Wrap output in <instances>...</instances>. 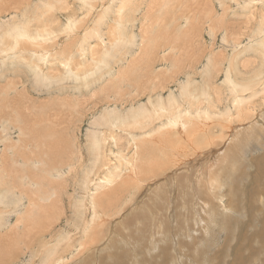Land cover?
Instances as JSON below:
<instances>
[{
  "label": "rangeland",
  "instance_id": "rangeland-1",
  "mask_svg": "<svg viewBox=\"0 0 264 264\" xmlns=\"http://www.w3.org/2000/svg\"><path fill=\"white\" fill-rule=\"evenodd\" d=\"M157 1L165 3L0 0V38H5L9 24L38 17L41 22L32 20L31 26L40 24L44 35L41 48L23 44L0 53V163L7 162L3 165L10 168L12 178L4 182L9 198L4 213L10 220L1 233L10 240L0 252V264H38L59 243L50 264H264V76L259 73L264 72V0ZM121 7L125 10L119 29ZM153 15L167 23L158 21L157 31L153 29L155 46L146 52L141 36L151 18L155 20ZM101 17L106 19L99 22ZM69 24L76 30L73 35L65 29ZM117 29L125 40L123 47L115 44V50ZM48 30L51 35H45ZM81 43L86 53L79 50ZM105 49L113 52L112 58L101 68L96 64L102 57L94 53ZM142 56L148 59L138 64ZM214 57L217 61L209 62ZM129 61L138 64L137 72L119 83V67L130 71ZM229 66L233 79L249 85L234 94L224 80ZM208 67L211 74H206ZM34 68L47 78L50 74L52 84L41 83ZM238 94L242 99L236 98ZM169 98L180 106L176 113L187 118L190 127L197 126L191 143L185 136L175 139L181 146L173 147L166 134L168 142L146 148L151 146L145 142L149 130L162 129L168 122L158 121L156 115L147 129L141 128L148 125L142 124L145 118L135 128L114 131L115 127L95 126L106 114H128ZM208 116L211 126L205 131ZM95 130L106 144L98 153L89 141ZM72 150L80 153L77 163L78 159L69 161ZM30 151L32 160L27 159ZM137 151L143 161H153L128 167L126 160L135 158ZM8 153L14 154L15 166ZM99 153L103 162L106 154L112 164L105 163L102 176L92 177L86 188V173ZM101 181L98 193L96 183ZM44 190L53 203L41 210L37 207L43 202H36ZM17 211L30 215L23 219L21 215L17 224ZM34 212L43 219L39 232L29 220Z\"/></svg>",
  "mask_w": 264,
  "mask_h": 264
},
{
  "label": "bare ground",
  "instance_id": "bare-ground-1",
  "mask_svg": "<svg viewBox=\"0 0 264 264\" xmlns=\"http://www.w3.org/2000/svg\"><path fill=\"white\" fill-rule=\"evenodd\" d=\"M62 1V0H61ZM121 1V0H120ZM52 2V1H51ZM90 2V1H89ZM55 3V2H54ZM65 3H67V2H65ZM64 3V4H65ZM118 3V2H117ZM156 3H165V1H161V2H159V1H157V0H150V2H149V4H150V6H153V5H155ZM50 4V3H49ZM61 4V3H60ZM113 4V3H112ZM116 4V3H115ZM50 5H53V4H50ZM55 6H56V4H54ZM63 5V4H62ZM86 5H90L89 3H86ZM118 5V4H117ZM161 5V4H160ZM66 6V5H65ZM134 6V5H133ZM162 6V5H161ZM48 7H51V6H48ZM54 7V6H53ZM117 7V6H116ZM55 8V7H54ZM53 8V9H54ZM68 8V7H67ZM50 8H48V9H46L47 10V12H49L50 10H49ZM111 9V8H110ZM123 9L125 10V8H123V7H121V8H119L118 9V11H117V13H118V17H119V20H117L116 22H117V26L119 25V29H120V27H121V22H122V15L124 14L123 12ZM130 9V8H129ZM153 9V8H152ZM57 11V10H56ZM89 11V10H88ZM130 11V10H129ZM194 11V10H193ZM46 12V11H45ZM52 12H55V11H52ZM92 12V11H91ZM103 13V12H102ZM115 13V12H114ZM141 13V12H140ZM203 13V12H202ZM99 14V13H98ZM127 14V13H126ZM145 14V13H144ZM146 14H148V13H146ZM150 15H151V13H149ZM205 14V13H204ZM41 16V15H40ZM47 16H49V15H47ZM47 16H45V17H47ZM203 16V15H202ZM222 16V15H221ZM36 17V16H35ZM56 17V16H55ZM103 17V16H102ZM101 17V20H99V22L100 21H103L104 19H106V17H104V18H102ZM145 17V16H144ZM174 17V16H173ZM39 19H40V21L38 22V23H40L41 22V18L40 17H38ZM37 18V19H38ZM153 18H155V20L154 19H152L151 18V20H152V22H151V20H150V23L148 24H146V26H145V28H144V30L142 31V42H144L145 43V49H144V51H148L150 48H153L154 46H155V40H156V38H154V36H155V31H157L156 30V28H155V26H157V23H159L160 24V22H163L164 20H163V18L162 19H160L161 17H157V19H156V17H154V15H153ZM187 18V17H186ZM185 18V19H186ZM264 18V17H263ZM36 18H33V19H30L31 21H28V22H26V24H24L23 22H15V23H12V24H9L7 27H6V33L5 34H3L4 35V37L5 38H0V53H6L7 51H8V49L10 50V48H11V46H18V45H23V44H25V45H29V46H31V47H33V48H39L40 47V43H39V39H41L42 40V37H44V35H42V33H40L39 32V28H38V26H40V24L38 25L37 24V22H35L34 21V23H36V25H38V26H31V23H32V20H37ZM42 19H43V17H42ZM46 19V18H45ZM130 19V18H129ZM145 19V18H144ZM150 19V18H149ZM160 19V20H159ZM171 19H173V18H171ZM206 19V18H205ZM44 20V19H43ZM52 20H53V15H52ZM111 20V19H110ZM125 20V19H124ZM163 20V21H162ZM187 20V22L186 21H184V22H186V24L187 23H189L188 22V19H186ZM46 21H47V19H46ZM55 21H56V19H55ZM127 22H128V20H126ZM125 21V22H126ZM131 21H134V20H131ZM131 21H129V22H131ZM158 21H160V22H158ZM204 21V20H203ZM43 22V21H42ZM45 22V21H44ZM147 22V21H146ZM182 22V21H181ZM209 22V21H208ZM70 23V22H69ZM81 23V22H80ZM167 22L166 21H164V24H163V26L166 24ZM67 24V23H66ZM116 24V23H115ZM181 24V23H180ZM262 24H263V22H262ZM32 25H33V23H32ZM112 25V24H111ZM126 25V24H125ZM124 25V26H125ZM143 25V24H142ZM218 25V24H217ZM43 26H45V23H44V25ZM47 26V25H46ZM77 26V25H76ZM82 26V25H81ZM98 26V25H97ZM106 26V25H105ZM113 26V25H112ZM131 26V25H130ZM172 26V25H171ZM193 26V25H192ZM66 27L67 28H65L66 30H67V32H70L71 34H72V32L75 30L73 27V24H69L68 26L66 25ZM78 27V26H77ZM221 27V26H220ZM33 28V29H32ZM45 28H47V27H45ZM62 27H60V29H61ZM100 28V27H99ZM102 28V27H101ZM111 28V27H110ZM113 28V27H112ZM155 28V31H153V29ZM187 28H189V27H187ZM50 29V28H49ZM65 29H63V31L65 30ZM97 29H98V27H97ZM169 29H171V28H169ZM179 29V28H178ZM116 30V29H115ZM118 30V29H117ZM76 31V30H75ZM74 31V32H75ZM98 31V30H97ZM100 31H102V30H100ZM121 31H123L124 32V30L123 29H121ZM126 31H128V30H126ZM264 31V30H263ZM50 32H52V31H49L48 30V33H47V31H46V33H45V35H51L50 34ZM57 32V31H56ZM58 32H59V30H58ZM57 32V33H58ZM116 32V31H115ZM60 33V32H59ZM125 33V32H124ZM192 33H193V31H192ZM261 33H262V31H261ZM54 34V33H53ZM99 34V33H98ZM125 34H127V33H125ZM124 34V35H125ZM189 34V33H188ZM262 34H264V33H262ZM68 35V34H67ZM73 35V34H72ZM113 35V34H112ZM116 36H115V38H114V41L112 42L113 43V45H114V49H115V44H117L118 42H119V46L120 47H123V45L121 44L122 42H124V41H122V40H125V39H123L121 36H120V32H119V30H118V35H117V33L115 34ZM129 35V34H128ZM85 36V35H84ZM87 36V35H86ZM133 36V35H132ZM131 36V37H132ZM3 37V36H2ZM56 37V36H55ZM68 37V36H67ZM88 37V36H87ZM130 37V38H131ZM138 37V36H137ZM47 38H48V36H47ZM54 38V37H53ZM122 38V39H121ZM52 40V39H51ZM87 40V39H86ZM45 41V40H44ZM53 41V40H52ZM93 41V40H92ZM41 42V41H40ZM46 42V41H45ZM49 42H50V40H49ZM48 42V43H49ZM62 42V41H61ZM84 42H85V40H84ZM43 43V42H42ZM79 43V42H78ZM108 43V42H107ZM130 44V43H129ZM140 44H141V42H140ZM50 45V44H49ZM102 45H103V43H102ZM134 45V44H133ZM136 46V45H135ZM10 47V48H9ZM106 47V46H105ZM141 47V46H140ZM172 47V46H171ZM41 48V47H40ZM108 48V47H107ZM126 48V47H125ZM12 49V48H11ZM51 49V48H50ZM124 49V48H123ZM128 49V48H127ZM169 49V48H168ZM16 50V48H14V51ZM79 50H81V52H83V53H86L85 52V47H84V44L83 43H81L80 44V47H79ZM115 50H117V49H115ZM143 50V49H142ZM18 51V50H17ZM25 51V50H24ZM98 51V50H97ZM91 52H93L94 53V50L93 51H91ZM90 52V53H91ZM115 52V51H114ZM117 52V51H116ZM121 52V51H120ZM130 52V51H129ZM173 52H174V48H173ZM4 53V54H5ZM50 53V52H49ZM97 53V54H96ZM112 51L111 50H109V49H105V50H101L99 53L98 52H95L94 54H96V57H102V59L99 61V63H97L96 65L97 66H99L100 65V67H101V65H103L104 63H106L107 61L106 60H108V59H110V58H112ZM115 54V53H114ZM264 54V53H263ZM37 55H38V53H37ZM88 55V54H87ZM133 55V54H132ZM238 55V54H237ZM89 56V55H88ZM178 56V55H177ZM176 56V57H177ZM41 57V56H40ZM4 58V57H3ZM25 59V58H24ZM69 59H70V57L67 59V63H70L69 62ZM137 59V58H136ZM148 58H147V56H142L141 57V60L139 59V63L138 64H140V63H145V61L147 60ZM164 59V58H163ZM176 59V58H175ZM178 59V58H177ZM263 59V58H262ZM71 60V59H70ZM213 60H216L217 61V59H215V57L214 58H210V60H209V62H212ZM26 61H28V60H26ZM31 61H33V60H31ZM92 61V60H91ZM109 61V60H108ZM123 61V60H122ZM3 62V61H2ZM96 62V61H95ZM94 61L92 62V63H95ZM237 62H238V60H237ZM118 63H120V62H118ZM121 64V63H120ZM138 64L136 65V63L134 64L133 62H131V61H129L128 62V65H127V67L128 66H130L131 67V69H130V71H126V72H123L122 71V69L123 68H125V67H119V72H117V75L116 76H118V77H116L117 78V80L119 81V83L122 81V79H125V77L124 76H127V74H131V73H135V72H137V69H138ZM174 64V63H173ZM210 64V63H209ZM126 65V64H125ZM2 66V65H1ZM5 66V65H4ZM32 66H34V65H32ZM37 66V65H36ZM120 66V65H119ZM109 67V66H108ZM95 68V67H94ZM96 68H98V67H96ZM101 68H104V67H101ZM170 68V67H169ZM204 68H205V66H204ZM39 69V68H38ZM38 69H36V68H34V69H32L33 70V73H34V76L36 77V78H38L39 76H41V78H40V82L41 83H45L46 85H50V84H52V81H53V78L51 77V75L50 74H48V78H47V76H46V74L44 75V74H42L41 72H40V70H38ZM173 69V68H172ZM210 69V67H208V69H207V71H209V72H207L206 71V74L207 73H210L211 74V71L209 70ZM170 70V69H169ZM206 70V69H205ZM169 72H172L171 70L169 71ZM227 72V74H226V79H224V80H226L225 81V84L227 85V89H228V91H230V92H238V90H239V88L242 86V88H246V86H249V85H247L245 82H242V83H239L238 82V80H236V79H233V77H232V73H233V70H232V68H231V66H229V70H225V73ZM96 73V72H95ZM113 73V72H112ZM111 73V74H112ZM140 73V72H139ZM235 73V72H234ZM237 73V72H236ZM260 74H261V76H264L262 73H264V72H262V71H260L259 72ZM84 76L82 77V79L83 80H86V74L84 73L83 74ZM97 76V75H96ZM88 77V76H87ZM191 80V79H190ZM264 80V79H263ZM191 82H195V81H191ZM209 82H212V80H211V78H210V80H209ZM190 83V82H189ZM188 83V84H189ZM257 83V82H256ZM255 83V84H256ZM259 83V82H258ZM257 83V84H258ZM262 83L264 84V82L262 81ZM187 84V85H188ZM191 84V83H190ZM192 84H195V83H192ZM251 86H252V83H249ZM223 85V84H222ZM225 85V86H226ZM254 85V84H253ZM262 85V84H261ZM97 86V85H96ZM106 86V85H105ZM183 86H186V84L185 85H183ZM224 86V85H223ZM243 86H245V87H243ZM241 88V89H242ZM222 91H223V89H222ZM240 91V90H239ZM207 93V92H206ZM222 94H223V92H221ZM242 93V92H241ZM244 93V92H243ZM209 94V93H208ZM234 94V93H233ZM206 95V94H205ZM232 95V94H231ZM239 95V94H238ZM244 95V94H243ZM173 96V95H172ZM209 96V95H208ZM258 96V95H257ZM178 97V96H177ZM205 97V96H204ZM230 98H231V96H229ZM239 97H240V95L238 96V97H236L237 99H239ZM242 97L243 96H241L240 98L242 99ZM252 97V96H251ZM250 97V98H251ZM183 98V97H182ZM187 98V97H186ZM202 98V97H201ZM206 98V97H205ZM248 98H249V96H248ZM249 98V100H251L252 101V99H250ZM255 98V97H254ZM220 99H222V98H220ZM231 99H233V98H231ZM189 100V99H188ZM234 100H235V98H234ZM249 100H247V102L249 101ZM192 101V100H191ZM194 101V100H193ZM210 101H212V100H209V103H210ZM233 101V100H232ZM239 101V100H238ZM242 101V103L244 102V99L243 100H241ZM245 101H246V99H245ZM173 102H174V98H169L168 100H165V99H162L161 101H160V103H159V105L158 106H154L153 104H149V105H144V106H141V107H139L138 109H132V111H134V112H130V113H128V114H122V115H113V114H111V115H108V114H106V115H104L105 117H102V119L101 120H98V121H96L95 122V126H101L100 128H104V130H105V128L106 127H115V129H114V131L116 130V129H127V128H135L133 125H135L136 123H137V125H138V122L137 121H142V118H145V119H147V120H143L142 121V124H146V123H148V125H146V126H141V128L142 129H147V127H151V125H152V123H153V119H154V117H155V115H156V119L158 120V121H161L162 123H164V121L166 120V119H168V122L167 123H164V125H166L164 128H162V129H160V128H158V127H152L151 128V130H149V133H148V135L146 136V139H145V142H149L150 143V145L151 146H146V148H149V147H152L153 146V144L154 143H156V144H158V145H161V143L163 142V141H167L168 142V138L167 137H164V135H166V134H168L169 136H171L172 137V142H171V144L170 145H176V146H173V147H176V148H178L179 146H181V145H179V143L178 142H176V140L175 139H182V137H185L186 136V139H187V141L188 142H190V141H192L193 140V138L195 139V135L197 134V132L195 131V129L197 128V126H193V127H190L189 125H190V121L189 120H187V118H185L183 115L181 116V114H177L176 112H180V106L178 107V106H175L174 104H173ZM189 102V101H188ZM197 103V102H196ZM212 103V102H211ZM210 103V105H212ZM213 103H215V102H213ZM234 103V102H233ZM239 103L242 105V103L239 101ZM1 102H0V108L2 107L1 106ZM245 104H247L246 102H245ZM244 104V105H245ZM181 105V104H180ZM213 105H215V104H213ZM234 105L235 106H237L235 103H234ZM175 106V107H174ZM174 107V108H173ZM209 107V106H208ZM214 107H216V106H214ZM217 107H218V105H217ZM237 107H239V106H237ZM237 107H234V108H237ZM244 107V106H243ZM242 107V108H243ZM247 107V106H246ZM5 108V107H4ZM200 109V108H199ZM205 109V108H204ZM226 109V108H225ZM241 109V108H240ZM244 109V108H243ZM136 110V111H135ZM176 110V111H175ZM212 110V109H211ZM231 110V109H230ZM242 110V109H241ZM241 110H240V112H241ZM245 110V109H244ZM248 110V109H247ZM194 111H195V109H194ZM200 111V110H199ZM221 111H223V110H221ZM246 111V110H245ZM249 111V110H248ZM2 112V111H1ZM0 112V115H2V113ZM173 112V113H172ZM206 112H207V110H206ZM238 112V111H237ZM255 112H257V111H255ZM115 113V112H114ZM118 113V112H117ZM172 113V114H171ZM201 113H202V111H201ZM208 113H210V112H208ZM225 114L227 113V112H224ZM242 113V112H241ZM217 114V113H216ZM223 114V113H222ZM240 113H238V115H239ZM251 114H255V113H251ZM258 114V113H257ZM230 115H234V114H230ZM237 115V114H236ZM235 115V116H236ZM244 115V114H243ZM213 116V115H212ZM220 116V115H219ZM255 116H258V115H255ZM211 117H209L208 116V118L207 119H205V122H204V126H203V128H204V130L205 131H207V130H209L208 129V127L209 126H211L210 125V121H209V119H210ZM222 118H224V116L223 117H221V119ZM213 119H214V117H213ZM196 121V120H195ZM222 121V120H221ZM232 121V120H231ZM200 122V121H199ZM226 122V121H225ZM226 123H228V121L226 122ZM234 123V122H233ZM264 123V122H263ZM122 124V125H121ZM141 124V125H142ZM193 124V123H192ZM203 124V123H202ZM216 124V123H215ZM137 125H135V126H137ZM163 126V125H162ZM219 126V125H218ZM217 126V127H218ZM223 126V125H222ZM224 126H227V125H224ZM230 126V125H229ZM261 126V125H260ZM138 127V126H137ZM213 127V126H212ZM234 127V126H233ZM219 128V127H218ZM226 128V127H225ZM229 128H231V127H229ZM227 129V128H226ZM258 129V128H257ZM107 130V129H106ZM216 130H217V128H216ZM215 130V131H216ZM106 132V131H105ZM132 132V131H131ZM217 132V131H216ZM93 133V135L90 137V139H89V141L91 142V147H92V149H93V152L94 153H98V151L100 152L101 150H103V147L105 148L106 147V144L105 143H101V138H100V140H99V136L98 135H100V133H99V131L97 132L96 130L95 131H93L92 132ZM109 133V132H108ZM142 133H144V132H142ZM241 133V132H240ZM106 134H107V132L105 133V134H103L104 135V142L105 141H107L106 139H105V137H106ZM129 134V133H128ZM141 134V133H140ZM147 133H145V135H146ZM204 135H205V133H204ZM206 135H207V133H206ZM206 135H205V137H206ZM102 136V135H101ZM100 136V137H101ZM113 137V136H112ZM208 137V136H207ZM209 137H210V135H209ZM53 138V135H52V137H51V139ZM156 138H160V141L158 142L157 140H156ZM212 138H214V137H212ZM215 138H217V136L215 137ZM222 138H224V136L222 137ZM110 139V138H109ZM113 139V138H112ZM140 139V138H139ZM143 139V138H142ZM206 139V138H205ZM111 140V139H110ZM141 140V139H140ZM212 140V139H211ZM113 141V140H112ZM184 142V144H187L185 141H183ZM208 142H209V140H208ZM211 142V141H210ZM191 143V142H190ZM206 143H207V140H206ZM205 143V144H206ZM146 144V143H145ZM28 146V145H27ZM30 146V145H29ZM200 146H202V145H200ZM31 147V146H30ZM189 147V146H188ZM199 147V146H198ZM197 147V148H198ZM164 149V148H163ZM152 150H154V148L152 149ZM171 150V149H170ZM166 150H163L162 151V155H166V152H165ZM262 151V150H261ZM134 153H135V151H134ZM10 153H8L7 155H6V157H8V161L9 162H11V161H14V160H11L12 158H15V156H14V154H11V155H9ZM139 152L137 151L136 152V157L135 158H132V155H133V153H132V155H130L129 157H131L132 159H128V158H126V159H128V160H126V161H128V163H127V166L128 167H132V166H134V163L136 162H138V163H148L149 162V160L150 161H153L152 159H149V160H147V159H145V161H143L142 160V157H141V155L139 156ZM191 154H192V152H191ZM172 155V154H171ZM4 156H5V154H4ZM3 156V157H4ZM34 156V152H31L30 151V154H27V157H29V158H27L28 160H30L32 157ZM79 156H80V153L79 152H76L75 150H72L71 151V153H70V155L68 156L69 157V161H74V160H77L78 159V161H75V163H77V162H79ZM227 156V155H226ZM105 162H103V160H102V156H101V154L99 153V155L96 157L95 155H93V161H92V168L89 170V172H87L86 173V176H85V187L87 188V186H89V184H90V182H91V179H92V177H98V176H102V171H103V168L105 167V163L106 164H108V165H111L112 163H111V159H107L106 158V154H105ZM165 157V159L168 157L167 155L166 156H164ZM27 160V161H28ZM32 160V159H31ZM141 161V162H140ZM225 161V160H224ZM15 162V161H14ZM14 162H11V164H13ZM17 162V161H16ZM25 162V161H24ZM227 162V161H226ZM5 163H7V162H5V161H2V164L0 163V187H2L1 189H0V252L1 251H3V250H5L4 249V245H5V242H9V240L10 239H8L7 237H3L2 236V233H1V231L3 230V228L7 225V223H9V220H10V215L9 216H6L5 215V213L4 212H8V208H7V203H8V200H9V198H8V191L6 192L5 191V189H4V186H5V179H11L12 180V178H8V177H10V172H9V169H8V167L7 166H5V165H3V164H5ZM19 164V161H18V163H17V165ZM25 164V163H24ZM31 164H32V162H31ZM35 164V163H34ZM102 164V165H101ZM108 165H106V167L108 166ZM11 166V165H10ZM13 166H15V164H13ZM26 166V165H25ZM28 166H30V165H28ZM142 166V165H141ZM149 166H150V163H149ZM110 167V166H109ZM160 168V167H159ZM18 170V166H16L15 168H14V170H15V172ZM29 169V168H28ZM111 169V168H110ZM30 170V169H29ZM114 170V169H113ZM128 170H129V168H128ZM137 171V170H136ZM14 172V175L16 174ZM36 172H37V170H36ZM39 172V171H38ZM133 172V171H132ZM13 173V172H12ZM102 173V174H101ZM130 173H131V170H130ZM129 173V174H130ZM135 173V170H134V172H133V174ZM18 174H19V172H18ZM99 174H101V175H99ZM152 174V173H151ZM13 175V176H14ZM124 175V174H123ZM135 175V174H134ZM105 176V175H104ZM16 177V176H15ZM20 177H22V176H20ZM35 177V176H34ZM18 179H20L19 178V176L17 177ZM32 178V177H31ZM30 178V179H31ZM38 177H36V179H37ZM121 178V177H120ZM123 178V177H122ZM18 179H17V181H18ZM104 179H105V181H106V183H109L110 182V178H109V176H105L104 177ZM117 179V178H116ZM115 179V180H116ZM135 179V178H134ZM25 179H23V182H25L24 181ZM35 180V179H34ZM121 180V179H120ZM40 181V180H39ZM96 181H97V179H96ZM138 181V180H137ZM5 182V183H4ZM104 182V181H103ZM136 182V181H135ZM29 183H30V181H29ZM33 183H35V182H33ZM102 183V181L101 182H99V183H96V185H97V187L99 188V190H100V188L104 185H102L101 184ZM124 183H126V182H124ZM217 183V182H216ZM39 184V183H38ZM35 185V184H34ZM40 185H42V184H40ZM108 185V184H107ZM21 187V186H20ZM41 187V186H40ZM109 187V186H108ZM110 187H112V186H110ZM42 188H44V187H42ZM96 188V187H95ZM23 189V188H22ZM45 189V188H44ZM102 189L103 188H101V190L100 191H98V193L99 192H101L102 191ZM112 189V188H111ZM105 190V189H104ZM103 190V191H104ZM107 190V189H106ZM15 191V190H14ZM44 193H48V195H45ZM44 193H43V196L40 198V200H37V202H36V205L38 204V202L40 201V202H43V203H39V205H38V207L37 208H39V209H45L46 207H45V204L47 203V205H52V203H53V201H52V197H51V195L49 194V192L48 191H46V190H44ZM97 193V192H96ZM44 197H45V199H44ZM47 200V201H41V200ZM217 199V198H216ZM30 200V199H29ZM29 200H28V202H29ZM16 205H17V207H18V204L16 203ZM21 205V204H20ZM2 207H5V209H2ZM53 209V208H52ZM48 209H46L45 211H47ZM4 213V214H3ZM35 214V215H34ZM43 214V213H42ZM45 214V213H44ZM52 214V213H51ZM16 215H17V217H18V219H17V224L20 222V216H21V219H23L24 217H27V216H29L30 214L28 213V212H26V213H18V211L16 212ZM33 218H31L30 217V221H31V224H32V227L33 228H37V231L39 232V227H40V222H42L43 221V219H40V217H37L38 216V214H36L35 212L33 213ZM34 216H36V217H34ZM42 218H44L43 216H42ZM221 218V217H220ZM81 220H82V222H84V219L83 218H81ZM46 221V219L44 220V222ZM23 225V224H22ZM48 225V224H47ZM31 227V229L30 230H33V228ZM45 228V227H44ZM8 229V228H7ZM19 229V228H18ZM23 229V228H22ZM19 231H21V230H19ZM45 231V230H44ZM26 233V232H25ZM13 236V235H12ZM18 237H19V234H18ZM44 237V236H43ZM61 242H63V241H61ZM183 242V241H182ZM50 243V242H49ZM54 244V243H53ZM6 246H8V245H6ZM67 246V245H66ZM60 247V243L57 245V246H55L54 248H52V249H49L48 251H47V253L49 252V255L46 257V259H44V258H42V259H40L39 260V262H38V264H50V262L49 261H51V258L53 257V255L54 254H56V252H57V250H58V248ZM47 249V248H46ZM36 250V249H35ZM32 251V250H31ZM51 251V252H50ZM60 251V250H59ZM61 251H62V249H61ZM45 253V252H44ZM59 253V252H58ZM60 255V254H59ZM58 255V256H59ZM35 257V256H34ZM60 258V257H59ZM44 259V260H43ZM56 261H58V260H56ZM30 262H33V261H30ZM29 262V263H30ZM55 262V261H54ZM53 263V262H52ZM57 263V262H56ZM55 263V264H56ZM60 263V262H59Z\"/></svg>",
  "mask_w": 264,
  "mask_h": 264
}]
</instances>
